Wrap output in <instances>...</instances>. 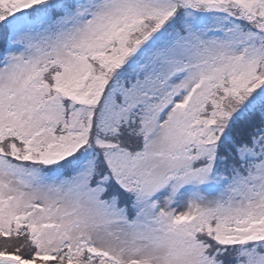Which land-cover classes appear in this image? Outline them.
Returning <instances> with one entry per match:
<instances>
[{
	"label": "snow or ice",
	"instance_id": "obj_1",
	"mask_svg": "<svg viewBox=\"0 0 264 264\" xmlns=\"http://www.w3.org/2000/svg\"><path fill=\"white\" fill-rule=\"evenodd\" d=\"M0 264H264V0H0Z\"/></svg>",
	"mask_w": 264,
	"mask_h": 264
}]
</instances>
